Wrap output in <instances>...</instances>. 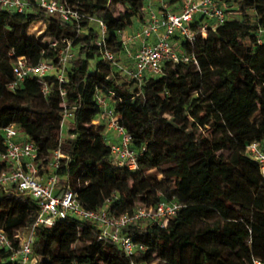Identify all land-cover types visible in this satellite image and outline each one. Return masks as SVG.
Listing matches in <instances>:
<instances>
[{
    "label": "trees",
    "instance_id": "obj_1",
    "mask_svg": "<svg viewBox=\"0 0 264 264\" xmlns=\"http://www.w3.org/2000/svg\"><path fill=\"white\" fill-rule=\"evenodd\" d=\"M60 1L82 20L65 23L37 0H28L22 14L0 4V131L15 125L39 147L41 174L60 149L65 157L56 172L57 194L69 188L87 210L107 207L120 216L161 201L180 208L165 227L141 222L124 228L123 236L147 247L132 256L111 240H99L101 229L91 221L69 216L53 227L37 226L33 264H264V178L245 152L252 142L264 149V0H223L222 25L205 37L198 34L192 45L180 41L196 63L164 62L161 75L146 74L141 82L106 61L97 43L102 22L106 49L122 64L127 47L121 33L136 20L145 22L146 0ZM165 1L171 12L179 11L182 0ZM38 22L46 30L31 36L28 30ZM63 39L75 52L63 84L50 75L44 83L27 78L9 89L16 58L35 66L56 63ZM99 96L108 99L132 138L135 171L115 165L106 122L95 124ZM65 110L72 125L63 138ZM4 152L0 140V156ZM11 169L0 161V172ZM153 171L162 180L152 178ZM39 210V201L15 186L0 191V229L15 249L31 233ZM12 254L0 248V264H13Z\"/></svg>",
    "mask_w": 264,
    "mask_h": 264
},
{
    "label": "built area",
    "instance_id": "obj_2",
    "mask_svg": "<svg viewBox=\"0 0 264 264\" xmlns=\"http://www.w3.org/2000/svg\"><path fill=\"white\" fill-rule=\"evenodd\" d=\"M37 1L44 11L59 17L65 23H79L84 17L78 10L69 7L60 0ZM0 4L7 11L20 14L26 13L30 8L28 0H0ZM148 11L149 15L140 32L123 40L126 47L127 43L135 41L141 43V48L132 67L120 64L115 54L106 49L107 28L104 23L99 22L101 39L97 44L104 49V59L112 62L124 76L139 82L146 74L161 75L164 62L196 63L193 55L183 51L180 41H186L192 45L198 34L205 37L209 30H214L226 20L223 0H182L178 12H171L166 5H163L158 11L150 9ZM197 18H200V22L193 28L192 25ZM174 37L177 39L173 40ZM152 38H154L153 43L150 42ZM46 42L53 48L59 46V42L51 38H47ZM61 43L63 47L59 50L56 63L42 61L35 66L29 64L25 57L16 58L13 66L14 76L9 84V89L15 90L27 78H36L44 83L45 78L50 75H55L58 82L63 84L66 68L69 61L75 56V52L71 42L67 39H63ZM48 91V87L44 85V94H48ZM61 95L65 96L66 92L62 91ZM97 102L101 108V114L95 124L99 125L101 121H107V138L110 132H115L117 135L115 141L108 138L111 142L109 145L115 165L127 166L133 171L137 170L138 156L131 149L130 134L120 125L119 116L114 113V108L106 97L99 96ZM71 116V113L65 110L63 125L71 121ZM0 140L5 146V152L0 156V161H6L12 165L11 170L0 172V191L15 186L18 192L32 196L40 203L36 224L29 236L21 240L18 249H15L13 242L0 229V248L12 250L13 254L10 260L13 264L36 262L32 258L35 227H53L57 221L66 220L69 216L96 223L101 229L99 240H111L120 245L128 256L137 252L145 253L147 247L144 244L135 243L131 237L123 236L122 230L141 222H151L165 227L180 208V205L173 201H161L153 207H139L132 214L120 216L111 215L107 207L100 210H87L82 207L77 195L69 188L57 194L58 176L56 172L60 168V160L65 157L60 149L53 153L48 170L44 169V173L41 174L38 162L39 147L34 142L25 139L15 125L1 130ZM245 152L258 165L260 175L264 178V149L258 142H252L246 146ZM254 264L260 263L255 261Z\"/></svg>",
    "mask_w": 264,
    "mask_h": 264
},
{
    "label": "rangeland",
    "instance_id": "obj_3",
    "mask_svg": "<svg viewBox=\"0 0 264 264\" xmlns=\"http://www.w3.org/2000/svg\"><path fill=\"white\" fill-rule=\"evenodd\" d=\"M167 4L168 3L165 0H146L145 1V8H146V11H147V9L148 10L151 9L153 11H158V10L161 9V7L163 5L168 6ZM110 8L112 10L116 11V12H120V9L117 8V7L111 6ZM139 27H140V22L135 21V23H133V25L130 28H128L127 30H125V31H123L121 33V39L124 40V39H127L129 36H132L133 34L139 33L140 32ZM41 28H42V25L41 24L40 25H36V26L35 25L34 26H31L29 28V30H28V33L31 36L39 37L42 34V33H40ZM44 41H46V39H44ZM135 42L137 43V48L136 49H133V48L130 49V52L132 53V55L134 56V58L136 57L137 53L139 52V50L141 48V43L138 42V41H135ZM127 46H129V43H127ZM126 50H127V48H126ZM133 61H135V59L133 60L131 57H129V59H127V60L126 59L122 60V64L125 67H128L127 64L128 65H131V63ZM119 82H120L121 85H123L125 83V81L122 80V79H120ZM105 122H106V125H107L108 122L107 121H105ZM71 125H72L71 124V121L66 122L65 128H64V130L62 132L63 138H65V136H66L67 126L68 127H71ZM206 136L210 139L211 138V132H207L206 133ZM108 143H111V142H109V140H108ZM151 176H152V178H155V180L157 182L160 181V180H162V176L160 174H158L157 172H154L153 171L151 173ZM140 206L145 207L144 205H140Z\"/></svg>",
    "mask_w": 264,
    "mask_h": 264
},
{
    "label": "crops",
    "instance_id": "obj_4",
    "mask_svg": "<svg viewBox=\"0 0 264 264\" xmlns=\"http://www.w3.org/2000/svg\"><path fill=\"white\" fill-rule=\"evenodd\" d=\"M151 10V9H150ZM146 13H147V17H148V15H149V11L147 10L146 11ZM147 17H146V19H147ZM145 19V20H146ZM136 21H138V22H140L139 20H136ZM134 23H135V21H134ZM144 23L145 22H140V27H139V29H141L142 27H143V25H144ZM42 25V28H41V31H40V33H43L45 30H46V25L44 24V23H41V22H38V23H35V24H33L32 26H36V25ZM150 42H154V38H152L151 40H150ZM131 48H133V49H136L137 48V43L136 42H131V43H129V46H127V52H126V54L122 57V59L124 60V59H129V57H131L133 60L135 59L134 58V56L132 55V53L130 52V49ZM134 65V61L131 63V65H128L127 64V66L128 67H132ZM69 127L67 126V129H68ZM108 138H109V140H112V141H115L116 139H117V135H116V133L115 132H110L109 134H108Z\"/></svg>",
    "mask_w": 264,
    "mask_h": 264
}]
</instances>
